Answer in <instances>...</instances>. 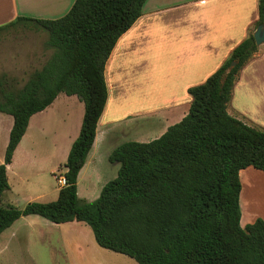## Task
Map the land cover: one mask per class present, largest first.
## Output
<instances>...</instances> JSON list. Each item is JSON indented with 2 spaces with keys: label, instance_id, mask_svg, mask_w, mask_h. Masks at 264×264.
I'll use <instances>...</instances> for the list:
<instances>
[{
  "label": "trees",
  "instance_id": "obj_1",
  "mask_svg": "<svg viewBox=\"0 0 264 264\" xmlns=\"http://www.w3.org/2000/svg\"><path fill=\"white\" fill-rule=\"evenodd\" d=\"M144 2L74 0L61 17L18 16L6 25L45 32L51 52L21 85L0 73V112L13 118L0 163V196L9 189L6 165L29 118L59 93L76 96L84 110L57 198L23 207L0 202V233L35 214L54 223L82 221L97 245L137 264H264V220L242 226L239 204V171L252 166L264 172V129L227 111L239 70L258 48L253 31L264 22V0L257 1L258 17L247 36L202 83L187 89L188 112L155 139L116 145L108 155L118 164L116 176L91 201L77 195L78 172L106 103L105 63Z\"/></svg>",
  "mask_w": 264,
  "mask_h": 264
},
{
  "label": "crops",
  "instance_id": "obj_2",
  "mask_svg": "<svg viewBox=\"0 0 264 264\" xmlns=\"http://www.w3.org/2000/svg\"><path fill=\"white\" fill-rule=\"evenodd\" d=\"M73 1L0 0V40L14 27L6 25L18 16L58 18L67 12ZM257 1L145 0L141 15L120 35L105 63L106 103L97 121L94 141L83 165L91 161L93 149L99 141L107 143L105 156L108 158L111 150L120 141L127 139L126 129L117 126V123L127 116L130 120L136 116L141 117L135 120V129L138 130L140 122L149 127L162 124L166 128L167 125L180 120L186 114L191 101L187 89L202 83L226 60L233 47L252 30L258 17ZM17 26L26 30L20 25ZM33 32L43 35L42 31ZM126 51L132 52L133 60L130 64L125 63L124 67L122 62L125 60L123 55ZM35 56L36 54H33L31 58ZM110 88L116 91V99L113 101ZM59 94L44 110L49 109L58 100ZM72 96L74 95L65 96L60 103L65 104L66 100L68 104L71 99H75ZM227 111L249 125L264 129V43L258 45L256 52L239 70ZM36 113L29 118L26 131L12 153L11 162L6 165L9 189L0 196V200H3L1 203H10V197L15 194L9 183V172L13 169L18 154L22 152L24 138L33 129L31 119ZM61 116L64 118L60 127L64 130L69 124V116ZM4 117L7 116L0 112V122L5 120L8 124V140L13 119ZM78 125L79 123L74 132L78 131ZM76 136V133L72 136L73 140ZM33 140V145L39 143L36 138ZM2 161L3 155L0 154V163ZM82 169L83 166L78 175ZM64 170L65 168L62 172ZM56 171V168L50 169L52 175H55ZM250 171L252 173L261 170L252 166L241 169V186L242 174H246L245 181L251 176ZM16 177L20 182L27 179L26 175L18 172ZM37 177L41 179L40 176ZM247 197L245 194L244 201H248L250 205L252 198ZM239 202L241 208L243 198L242 195L240 198V193ZM261 212L253 213L243 207L240 224L243 226L252 222L257 216L264 220V212Z\"/></svg>",
  "mask_w": 264,
  "mask_h": 264
},
{
  "label": "rangeland",
  "instance_id": "obj_3",
  "mask_svg": "<svg viewBox=\"0 0 264 264\" xmlns=\"http://www.w3.org/2000/svg\"><path fill=\"white\" fill-rule=\"evenodd\" d=\"M7 34L0 40V72H6L8 76L16 80L18 85H21L28 73L40 67L49 56L51 49L44 46L45 32L43 35H37L33 31L14 26ZM124 53L125 60L122 63L126 67L125 63L130 64L133 58L131 51ZM33 54L36 56L32 59ZM134 68L137 69V67ZM109 92L112 101L115 100V89L110 88ZM65 96L67 95L60 93L58 100L49 109L39 111L31 119L33 129L24 138L22 152L18 154L15 165L9 172V183L12 186V192L15 193L10 197V203L17 207H23L32 200L46 202L57 198L59 185L56 178L62 174V169H64L63 164L73 142L72 136L75 133L78 135L84 109L83 103L75 96H72L75 99H68L70 100L68 104L66 100L65 104H61L60 101ZM3 114L7 116L4 118H12L10 114ZM62 114L69 116V124L64 130L60 127L64 118ZM137 119L141 117L136 116L130 120L127 116L117 123V126L126 129V140L150 141L159 137L169 125L179 121L167 125L166 128L162 124L149 127L140 122L138 130L135 129ZM77 123H79L78 131L74 132ZM7 125L5 120L0 122V154L3 157L8 141L6 139ZM33 138L39 140L37 145L32 144L35 140L32 141ZM123 141L125 140L120 143ZM104 143L99 141L96 144L93 149V158L88 164L83 165V169L77 176V195L82 200L95 199L103 184L117 174L118 164L110 162L105 156V149L108 145ZM51 168L57 169L55 175L51 174ZM249 170L254 169L249 168ZM17 172L26 175L27 179H23L22 182L18 181ZM258 172L252 171L251 173L250 171L251 176H248L249 178L245 181L246 174H242L240 198L242 195L243 202L240 211L244 207L253 213L264 212V173ZM37 176L41 179L39 180ZM245 194L247 198H252L250 205L248 201H244ZM0 264L137 263L127 255L97 245L90 227L82 221L54 223L39 215L30 214L19 217L0 233Z\"/></svg>",
  "mask_w": 264,
  "mask_h": 264
},
{
  "label": "water",
  "instance_id": "obj_4",
  "mask_svg": "<svg viewBox=\"0 0 264 264\" xmlns=\"http://www.w3.org/2000/svg\"><path fill=\"white\" fill-rule=\"evenodd\" d=\"M253 38H254L256 45L264 43V22L256 26V28L253 31ZM235 64H236V61L234 60L230 62V66H234Z\"/></svg>",
  "mask_w": 264,
  "mask_h": 264
},
{
  "label": "built area",
  "instance_id": "obj_5",
  "mask_svg": "<svg viewBox=\"0 0 264 264\" xmlns=\"http://www.w3.org/2000/svg\"><path fill=\"white\" fill-rule=\"evenodd\" d=\"M56 180H57V183H58L59 186H63V185H65V178H64V176L59 175V176L56 178Z\"/></svg>",
  "mask_w": 264,
  "mask_h": 264
}]
</instances>
